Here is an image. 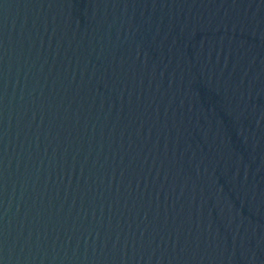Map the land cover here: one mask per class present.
<instances>
[{
  "label": "water",
  "instance_id": "obj_1",
  "mask_svg": "<svg viewBox=\"0 0 264 264\" xmlns=\"http://www.w3.org/2000/svg\"><path fill=\"white\" fill-rule=\"evenodd\" d=\"M0 264H264V0H0Z\"/></svg>",
  "mask_w": 264,
  "mask_h": 264
}]
</instances>
